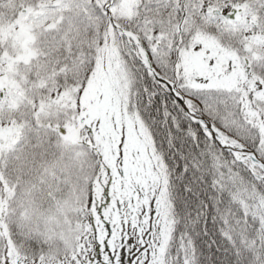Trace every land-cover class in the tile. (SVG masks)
I'll list each match as a JSON object with an SVG mask.
<instances>
[{
    "label": "snow or ice",
    "instance_id": "obj_1",
    "mask_svg": "<svg viewBox=\"0 0 264 264\" xmlns=\"http://www.w3.org/2000/svg\"><path fill=\"white\" fill-rule=\"evenodd\" d=\"M0 264H264V0H0Z\"/></svg>",
    "mask_w": 264,
    "mask_h": 264
}]
</instances>
